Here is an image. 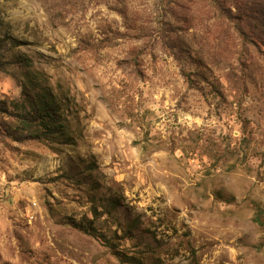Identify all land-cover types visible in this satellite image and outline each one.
I'll return each instance as SVG.
<instances>
[{
    "label": "rangeland",
    "instance_id": "374dc122",
    "mask_svg": "<svg viewBox=\"0 0 264 264\" xmlns=\"http://www.w3.org/2000/svg\"><path fill=\"white\" fill-rule=\"evenodd\" d=\"M127 259L264 264V0H0V264Z\"/></svg>",
    "mask_w": 264,
    "mask_h": 264
},
{
    "label": "trees",
    "instance_id": "16d2710c",
    "mask_svg": "<svg viewBox=\"0 0 264 264\" xmlns=\"http://www.w3.org/2000/svg\"><path fill=\"white\" fill-rule=\"evenodd\" d=\"M45 115L47 118H52V113L50 111H45ZM46 121V120H45ZM46 122H50V121H46ZM87 230V229H85ZM128 262H131L132 264H141L138 260L136 259H127Z\"/></svg>",
    "mask_w": 264,
    "mask_h": 264
}]
</instances>
